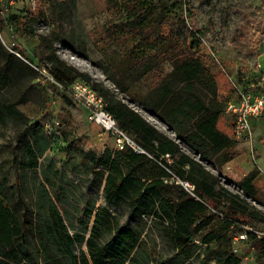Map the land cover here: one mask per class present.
<instances>
[{"label": "trees", "instance_id": "16d2710c", "mask_svg": "<svg viewBox=\"0 0 264 264\" xmlns=\"http://www.w3.org/2000/svg\"><path fill=\"white\" fill-rule=\"evenodd\" d=\"M2 1V0H1ZM139 0H108L117 6L123 17L108 25L107 35L118 48L131 52L134 60L127 69L116 71L100 64L112 86L96 80L89 72L68 63L55 53L54 39L58 34L42 37L39 58L52 62L53 78L68 88L76 79L87 82L105 102L117 126L144 151L124 144L120 148L106 147L101 153L79 148V156L88 168L87 185L102 191L103 203L95 206V198L83 199L81 208L71 202L72 190L60 185L45 171L44 182L36 187V196L29 204L21 194V183L15 180V206L7 188L0 186V264H181L194 257L200 264L215 260L218 264H239L231 244L230 229L245 233L250 241L257 264H264V214L250 201L221 184V168L236 155V139L221 120L226 101L219 96L218 79L200 56V40L190 33V40L177 46L175 42L157 44L153 40L161 17L149 19L147 9H135ZM264 2V0H263ZM54 4L57 19L70 14L69 0ZM29 8V7H28ZM22 12L27 27L34 34L29 9ZM18 18L17 14L0 11V30ZM61 26V24H59ZM72 37V36H71ZM68 43V42H67ZM70 46H79L69 42ZM174 45V46H173ZM168 47L170 52L167 53ZM26 59L24 51H19ZM170 65L166 70L164 63ZM39 66V65H38ZM152 74L156 83L141 96V104L157 113L176 137L189 145L200 159L212 164L217 173L183 150L179 142L158 129L136 109L122 100L117 92H129L143 76ZM41 73L28 62L5 48L0 41V93L4 90L23 92L27 82ZM24 99V98H22ZM26 99V98H25ZM10 121L17 129L16 143L28 134L30 162L18 161L15 145L11 160L20 168L35 167L49 140L39 120L28 121L15 102L0 101V123ZM232 123V121H231ZM259 168L254 165L237 181L243 194L262 202L257 184ZM174 177L188 180L185 188ZM52 187L61 191L53 192ZM60 185V186H59ZM86 201V202H85ZM72 208L83 212L75 216ZM126 211V219L121 213ZM82 215H85L84 218ZM93 217L91 226L89 220ZM75 223L78 228L75 227ZM161 241L170 250L159 253L148 245ZM234 235V236H235Z\"/></svg>", "mask_w": 264, "mask_h": 264}, {"label": "rangeland", "instance_id": "374dc122", "mask_svg": "<svg viewBox=\"0 0 264 264\" xmlns=\"http://www.w3.org/2000/svg\"><path fill=\"white\" fill-rule=\"evenodd\" d=\"M59 0H38L33 8L31 22L34 34H30L27 27L28 19L21 14L29 7L28 0H12L7 12L17 14L18 18L9 22L0 30V41L3 46L13 47L15 50L24 51L31 61L41 67V72L51 75L49 68L52 62L39 58L42 51V37H51L52 33L58 34L54 39L55 53L68 63L81 70L89 72L96 80L107 86H112L100 68V64H107L116 71L127 69L133 63L131 52L118 48L107 35L108 25L123 17L117 6L110 4L108 0H69L66 6L70 14L62 20L57 19L54 12V4L58 6ZM135 3V9L144 12L147 9L149 19L161 17L160 25L153 40L157 44L170 45L175 42L177 46L190 40V33H196L200 40V56H202L208 69L218 79L219 96L225 100L231 98L234 86L233 81L244 85L247 77L250 79L264 76V2L263 0H139ZM59 7V11L60 6ZM1 8V0H0ZM29 9V8H28ZM61 24V26L59 25ZM72 36V37H71ZM188 38V40H187ZM69 42H75L79 46H70ZM174 46V45H173ZM168 47V52H170ZM22 55V54H20ZM24 61L26 58L22 55ZM21 58V57H20ZM27 62V61H26ZM166 70L170 65L164 63ZM222 66L224 70H222ZM156 83V77L148 74L138 79L129 92H117V95L136 109L151 124L161 131L175 138L181 148L199 158V155L186 143L180 141L175 132L160 116L141 104V96ZM24 98V99H22ZM26 98V99H25ZM0 101L15 102L27 116L28 121L39 120L43 124V131L49 140V145L42 155L38 157L35 167L23 169L13 164L11 149L16 143V135L19 131L10 121L0 123V186H10L7 192L10 202L15 206L17 198L14 196L15 180L21 183V194L24 199L32 204L36 196V187L44 182L45 171L55 182L70 188L71 202L83 207V199L95 198V206L103 203L102 191L89 189L87 178L90 175L85 162L77 156L79 148L101 153L106 147L116 149L111 134L102 130L101 126L90 122L86 117L85 108L72 96L69 88H61L55 82L41 75L27 82L23 92L4 90L0 93ZM227 114V113H226ZM228 115V114H227ZM232 121L231 116L225 120ZM259 139V138H258ZM257 138L252 128L250 140L236 139V151L249 154L250 148H255ZM29 135L21 137L16 143L15 150L18 161L30 162L28 154ZM242 148L239 143L244 142ZM255 142V143H254ZM249 156V155H248ZM256 158H258L256 156ZM200 159V158H199ZM205 167L217 173L216 168L200 159ZM259 163L264 164L260 158ZM252 168V167H251ZM221 184L233 192L247 198L251 204L260 209L264 214V174L259 172L257 184L261 190L262 202L253 200L243 194L237 181L242 176L241 171L233 165L221 168ZM170 179H175L174 174ZM51 192H59L62 188L50 186ZM59 185V186H60ZM86 202V201H85ZM75 216L83 214L81 210L72 208ZM86 218L85 215H82ZM122 220L126 219V211L121 213ZM93 217L89 220L91 226ZM258 230L264 231V225H259ZM75 227L78 225L75 223ZM237 232L236 226H232V247L239 257V264H257L254 249L247 239L234 238ZM149 234L148 245L156 246L159 253H165L168 249L163 242L156 241L152 245L153 237L148 232L147 226L143 230ZM182 260L181 264H200V260L194 257L184 259L183 256L174 257V260ZM208 264H218L211 260Z\"/></svg>", "mask_w": 264, "mask_h": 264}, {"label": "built area", "instance_id": "2783aa9c", "mask_svg": "<svg viewBox=\"0 0 264 264\" xmlns=\"http://www.w3.org/2000/svg\"><path fill=\"white\" fill-rule=\"evenodd\" d=\"M12 0H2L0 11L2 13L8 10L9 4ZM38 0H28L30 11L37 5ZM8 49L13 52L18 57H22L18 50L13 47H8ZM24 60V59H23ZM30 65L38 69L43 78H48L55 82L59 87L64 88L62 84L57 82L52 75L44 74L41 72V67L35 62H29ZM224 67L222 66V70ZM225 71V70H224ZM227 74V70L225 71ZM228 78L234 86L235 98H229L225 104V112L228 113L232 118L230 133L234 139L239 140H250L252 137V125L251 118L261 115L264 111V76H260L258 79V89L257 92L243 87L242 85L235 83L233 77L229 74ZM69 90L76 101L81 103L85 108L86 117L90 122H94L101 126L102 130L111 134L114 139L115 144L118 148L122 147L124 144L131 146L137 151H144L134 140H132L123 130H121L112 116L105 109V102L87 82L83 80L76 79L69 85ZM249 154L252 160H255V148L249 149ZM176 177V176H175ZM176 181L181 183L185 188H192V184L185 179H180L176 177ZM245 229L254 231L256 234H264V231L254 229L249 225H243ZM246 234L239 233L235 235L234 238L245 239Z\"/></svg>", "mask_w": 264, "mask_h": 264}, {"label": "crops", "instance_id": "0c3cea01", "mask_svg": "<svg viewBox=\"0 0 264 264\" xmlns=\"http://www.w3.org/2000/svg\"><path fill=\"white\" fill-rule=\"evenodd\" d=\"M253 78L254 79L252 78L250 79V77L249 78L247 77V79L249 80H247L244 85L242 84L240 85L250 90H253L254 92H257L259 81H258V78H255V77ZM231 98H235L234 90H233V94ZM227 114L224 111L221 116V120L226 130L230 132L231 120L229 117H228L229 121L225 120L226 116H230L229 114L228 115ZM251 125L254 130L255 137L257 138L256 143L254 142L255 143V160H252L250 154H246L245 152L238 150L236 155L233 157V159H231L228 163H226V165L227 167H229L230 165H233L234 167H236L238 170L241 171L242 175L246 173L247 171H249L251 167L256 165L259 168L260 173L263 175L264 174V164L259 163L258 159L260 158L262 161H264V111L261 115L251 118ZM244 143H246V141L239 143L241 148ZM256 156L258 158H256Z\"/></svg>", "mask_w": 264, "mask_h": 264}]
</instances>
